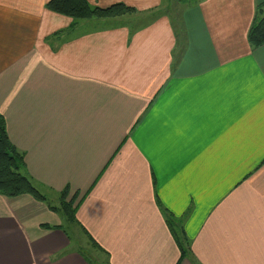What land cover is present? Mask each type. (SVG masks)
Here are the masks:
<instances>
[{"label": "crops", "instance_id": "0c3cea01", "mask_svg": "<svg viewBox=\"0 0 264 264\" xmlns=\"http://www.w3.org/2000/svg\"><path fill=\"white\" fill-rule=\"evenodd\" d=\"M48 1L0 0V113L46 196L0 194V264H96L66 223L107 264H264V44L247 36L264 0H177L176 21L171 0H88L134 11L76 23ZM68 186L74 224L51 208Z\"/></svg>", "mask_w": 264, "mask_h": 264}, {"label": "trees", "instance_id": "16d2710c", "mask_svg": "<svg viewBox=\"0 0 264 264\" xmlns=\"http://www.w3.org/2000/svg\"><path fill=\"white\" fill-rule=\"evenodd\" d=\"M191 0H179L185 4ZM47 8L57 14L68 16L76 23L79 20L91 18H114L133 12L134 8L124 3H115L107 7H100L91 4L88 0H49ZM264 3L259 4L256 9L254 19L248 31V41L252 47L264 44ZM71 190L66 187L60 193V203L58 207L51 206L52 209L59 210L69 222L78 223L77 209L80 204L79 191H76L70 198ZM0 194L7 197L29 194L38 200H46V196L40 192L34 182L25 172L24 153L21 152L10 140L6 120L0 113ZM69 200H68V199ZM166 221L172 231L176 242L180 248V260L190 252L191 241L185 234L182 219L173 214L166 213ZM47 226V225H46ZM94 246L97 243L89 235Z\"/></svg>", "mask_w": 264, "mask_h": 264}, {"label": "rangeland", "instance_id": "374dc122", "mask_svg": "<svg viewBox=\"0 0 264 264\" xmlns=\"http://www.w3.org/2000/svg\"><path fill=\"white\" fill-rule=\"evenodd\" d=\"M178 1L177 0H171V8H169L171 10V16L172 18H174L173 20H177V9L175 7H178L179 4L177 3ZM175 3V4H174ZM178 4V5H177ZM92 19V18H91ZM84 20V19H83ZM95 21H98L97 19H94ZM35 186L37 187L36 183H34ZM39 188V187H37ZM41 192V191H40ZM71 194V192H70ZM69 198L71 197L68 196ZM55 196L54 195H49L48 196V199L51 203H59V201L55 200ZM79 198V197H78ZM68 199V198H67ZM69 200V199H68ZM71 223H75V222H71ZM67 225V230L68 231H74L73 232V236L74 237V245L75 247L78 246L82 249H84L86 251V254L96 263V264H107L106 262V257L103 258L102 254L100 252H98L95 247L93 246V244H90V242H87L88 239L87 237L75 226H73L72 224L70 223H66Z\"/></svg>", "mask_w": 264, "mask_h": 264}]
</instances>
